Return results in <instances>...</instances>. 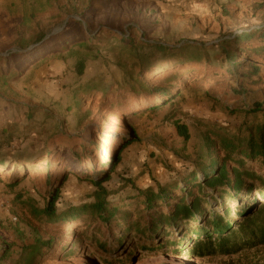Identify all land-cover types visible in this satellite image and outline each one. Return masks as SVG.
Instances as JSON below:
<instances>
[{
	"label": "trees",
	"instance_id": "obj_1",
	"mask_svg": "<svg viewBox=\"0 0 264 264\" xmlns=\"http://www.w3.org/2000/svg\"><path fill=\"white\" fill-rule=\"evenodd\" d=\"M259 7L264 10V5ZM129 29L132 35L138 34L137 28ZM101 34L126 50V56L121 57L127 65L117 66L118 80L105 82L92 78L78 86L80 99L89 98L92 103L93 97L100 95L102 105L124 117L161 106L173 107L185 91L183 81L196 69H205L207 77L227 75L230 85L226 102L213 96L215 87L199 92L201 97L216 104L228 119L242 118V121L234 124L237 128L230 133L221 124L217 127L221 130H207L191 170L178 180L165 183L153 180V185L143 189L135 184L134 178L116 173L122 153L140 141L131 128L115 147L104 130L94 134L95 128L85 125L90 117L86 111L77 116L75 134L67 136L55 131L47 137L40 151L9 150L2 154L20 140V136L16 122H0V169H12L7 178L0 177V183L8 191L11 209H27L45 235L64 227L73 230L66 236L65 244H61V235L43 237L34 228L26 233L15 226L14 243L2 241L0 244V264L14 251L18 258L11 264H41L48 258L64 259L89 255L87 253L105 264L113 263L107 261V257L122 264L121 254L131 255L135 251L206 258L232 256L246 249L264 247V23L211 46L186 43L175 47L163 42H147L142 40V33L135 41L108 28L96 34L87 31L84 33L87 40H81V32L62 33L44 41L45 35L39 34L31 50L23 52L24 47L9 54L7 59L0 56V83L5 85L21 77V71L15 68L2 72V60L16 58L25 60V68L31 64L36 66L43 62L48 46L51 54L68 53L75 61V75L81 78L85 71L81 51L97 59V54L106 48L105 42L96 40ZM58 44L60 49L56 48ZM238 52L246 53L247 57H238ZM30 54L38 60L28 58ZM232 82L237 84L234 86ZM246 86L257 88L252 92ZM109 94L112 100L105 101ZM16 108L33 131L35 117L41 110L21 104ZM46 117L49 118V114ZM173 127L179 139L190 140L185 124L175 121ZM104 143L111 149L109 155ZM65 155L90 164L82 172H68L65 167L56 170L51 159L62 161ZM11 160L14 163L8 165ZM44 160L48 174L45 190H37L43 200V206L38 208L24 189L18 187L29 178L36 163ZM115 173L119 186L112 190L106 184ZM72 177L89 185L92 191L79 204L64 205L60 203L61 192ZM135 237L140 244L129 251V242H124L127 238L134 241ZM59 244L64 246L49 254Z\"/></svg>",
	"mask_w": 264,
	"mask_h": 264
},
{
	"label": "rangeland",
	"instance_id": "obj_2",
	"mask_svg": "<svg viewBox=\"0 0 264 264\" xmlns=\"http://www.w3.org/2000/svg\"><path fill=\"white\" fill-rule=\"evenodd\" d=\"M261 5H264V0H0V56L7 59L9 54L20 48L25 47L23 52L31 50L39 34L45 35L44 41L62 33L81 32V40H87L88 36L84 33L90 31L96 34L104 28L135 41L140 39L142 33V40L147 42H163L175 47L186 43L211 46L223 39H233V36L264 23V10L259 7ZM130 27L137 28L138 34L132 35ZM96 40L105 42V51L99 52L97 59L81 51L85 61V71L81 78H77L74 73V59L66 52L51 54L50 46L45 49L43 62L36 66L31 64L25 68V60L18 61L16 58L2 60V72L8 73L13 68L21 71V77L16 81L5 85L0 83V122H16L20 136V140L13 142L10 149H4L2 154L9 150L40 151L47 137L55 131L71 136L77 132V116L88 111L90 117L85 125L91 124L95 128L94 134L104 130L107 139L115 147L128 128L133 130L140 141L122 153L116 173L134 178L135 184L143 189L153 185V180L160 183L178 180L180 175L192 169L195 153L207 130H221L217 128L221 124L230 133L237 128L234 124L242 121V118L228 119L216 104L201 97L199 92L215 87L217 95L213 96H217L216 100L223 99L226 102L227 87L230 85V77L227 75L207 77L205 69H196L183 81L185 91L176 99L173 107L161 106L157 110H146L124 117L102 105L100 95H95L92 103L88 101L91 100L89 98L80 99L77 96L78 86L92 78L104 79L105 82L118 80L117 66L127 65L121 57L126 56V50L115 45L104 34L96 36ZM56 48L60 49L61 45L58 44ZM237 56L246 58L247 54L238 52ZM28 58H33V54ZM33 60L36 62L38 58ZM232 83L234 86L237 84ZM245 88L253 92L257 87ZM105 99L112 100V96L109 94ZM17 104L41 110L35 117L33 131L18 113ZM175 121L187 126L191 136L188 142H183L175 135ZM98 142L101 144L100 140ZM103 145L107 149L106 155H109L110 147L106 143ZM51 162L57 166L56 170L65 167L68 172H82L90 164L74 160L68 155L62 161L56 158L51 159ZM13 163L11 160L8 165ZM11 171V168L0 169L1 179L7 178ZM116 173L106 184L107 188H118L119 178ZM47 174L46 160L37 162L29 178L18 187L24 189L26 196L38 208L43 206V200L37 190H45ZM91 191L89 185L72 177L61 192L60 203L79 204ZM9 200L7 189L0 183V244L2 241L14 243L12 231L15 226L26 233L29 228H34L43 237L58 238L61 235V244H65L66 236L73 232L70 227H64L45 235L27 209H11ZM137 240H125L124 243L129 242V251L139 246ZM61 246L64 245L53 247L49 254L56 253ZM87 254L64 259L48 258L41 264H105L98 257ZM121 255L122 264H264V247L246 249L232 256L206 258L170 253L158 256L136 251L131 255ZM17 258L14 251L3 264H11ZM109 258L106 260L112 264H120L117 259Z\"/></svg>",
	"mask_w": 264,
	"mask_h": 264
}]
</instances>
